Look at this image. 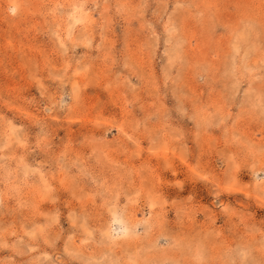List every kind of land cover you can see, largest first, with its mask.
Returning a JSON list of instances; mask_svg holds the SVG:
<instances>
[{"label": "rangeland", "instance_id": "1", "mask_svg": "<svg viewBox=\"0 0 264 264\" xmlns=\"http://www.w3.org/2000/svg\"><path fill=\"white\" fill-rule=\"evenodd\" d=\"M0 264H264V0H0Z\"/></svg>", "mask_w": 264, "mask_h": 264}]
</instances>
